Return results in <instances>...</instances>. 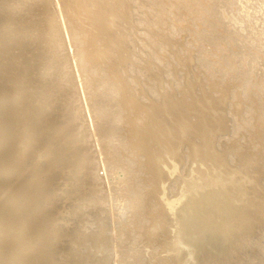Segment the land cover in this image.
I'll list each match as a JSON object with an SVG mask.
<instances>
[{
	"label": "bare ground",
	"instance_id": "bare-ground-1",
	"mask_svg": "<svg viewBox=\"0 0 264 264\" xmlns=\"http://www.w3.org/2000/svg\"><path fill=\"white\" fill-rule=\"evenodd\" d=\"M4 1L0 57L8 47L12 52L3 57L16 72L6 87L10 94L0 92V142L13 146L8 151L17 164L0 188V249L10 239L30 264L21 252L28 237L40 246L33 264H83L86 256L96 259L90 248L105 253H99L105 264L125 258L143 264L139 243L155 247L158 240L163 257L149 256L163 258L158 264H264V0ZM25 48L54 66L57 78L59 68V81L51 77L56 85L48 77L51 87H45L30 74L31 58L18 54ZM199 67L211 71L209 81L196 78ZM181 84L183 90L170 94ZM229 86L239 95L225 90ZM191 95L209 145L200 136L190 147L194 131L176 124ZM59 96L66 97L62 105L76 102L78 109L59 133L58 148L44 150L49 158L38 164L45 171L39 180L38 170L28 169L36 164H27L36 152L28 139L45 134L42 139L54 141L61 127L49 125V111ZM244 134L249 143L238 141ZM221 192L228 199L221 201ZM41 199L51 217L61 208L60 227L51 221L61 228L52 236L61 239V258L49 246L48 216L18 212V201L35 209ZM232 205L246 222L236 246L224 249L206 237Z\"/></svg>",
	"mask_w": 264,
	"mask_h": 264
},
{
	"label": "rangeland",
	"instance_id": "rangeland-1",
	"mask_svg": "<svg viewBox=\"0 0 264 264\" xmlns=\"http://www.w3.org/2000/svg\"><path fill=\"white\" fill-rule=\"evenodd\" d=\"M5 3L6 1H4V0H0V6H1V4H2V6H3V3ZM6 4V3H5ZM195 26H198V25H195ZM197 28V27H196ZM208 30V29H207ZM20 33H22V34H19V36H21V35H24L23 34V32H20ZM183 35H186V34H183ZM182 35V36H183ZM16 38H18V37H16ZM44 38V41H46V39H45V36L43 37ZM43 38L42 37H40L39 39L40 40H42L43 41ZM182 39H185V36L184 37H182ZM196 48H197V45H196ZM23 50H26V52L25 51H23ZM9 51V52H8ZM20 51H22L23 52V54L22 53H20ZM19 52H18V54H19V56L21 57V59L24 61H27V62H30V60H28L29 58H31V62H30V64H29V67H28V70H30L29 72H30V74L31 75H33V76H37V74H38V76H40L39 77V79L41 80V81H43V83L45 82V84H47L45 87H51V84H48L49 83V80L50 79H52L51 77H55V78H57V76H56V74L54 73V66H53V68H52V65H50L48 62H45V61H41V60H37L36 58V56L35 55H32V53L27 49V48H25V49H22V50H20ZM10 52H12V51H10V49H8V47H7V49H5L3 52H2V55H1V57H0V81L2 82H0V86H1V84H3V87L1 86L0 88L3 90V88H4V91H5V93H4V91H1V89H0V92L1 93H3V94H6V90L8 91V94H10V91H9V89H7L6 87H8L9 86V81H10V85H12L11 84V82H12V80H13V78H14V73L16 72H14L13 70L14 69H10V64L6 61L7 60V56L4 58L3 56L4 55H6V54H9ZM30 54V55H29ZM35 54V53H34ZM208 55V58L210 59V60H214L215 58H216V53L213 51V50H208V53H207ZM10 55V54H9ZM26 55V56H25ZM25 56V57H24ZM22 57H24V58H22ZM29 57V58H28ZM35 57V58H34ZM44 62L46 63V64H48V65H46L45 64V67H44ZM38 64V65H37ZM30 65H32V66H30ZM35 66H36V68H35ZM6 67H9L8 68V70L9 71H7L6 69ZM38 67V68H37ZM44 67V68H43ZM41 68V69H40ZM43 68V69H42ZM52 70H51V69ZM58 68V67H57ZM46 69H47V71H46ZM195 70H196V78L198 79V80H200V81H205V80H207L208 79V81H209V79H210V77H211V71H207V70H205V69H203V67H199V68H194ZM37 70H40V71H38V72H36ZM56 70H59V68L58 69H56V67H55V72H59V75H58V78L60 77V75H61V73H60V71H56ZM152 70H155V67H152ZM194 70V71H195ZM6 71V72H5ZM43 71H44V73H43ZM46 71V72H45ZM52 71V72H51ZM9 72V73H8ZM13 72V73H12ZM34 72V73H33ZM35 72H36V74H35ZM39 72L41 73L40 75H39ZM8 73V74H7ZM46 73V74H45ZM47 73H48V75H47ZM10 74H12L13 76H11ZM47 75V76H46ZM55 75V76H54ZM45 77V78H44ZM50 79H49V78ZM54 78V79H55ZM58 78H57V80H58ZM160 78H162V75H160ZM37 80H38V77L36 78ZM54 79H52L53 81H55V82H53L52 80V86H54V85H56V81L57 80H54ZM47 80V81H46ZM59 81V80H58ZM7 82V86L6 85H4L5 83ZM58 83V82H57ZM230 88V86L228 87V88H226L225 90H228ZM178 90V89H180V90H183V85L181 84V86L180 85H173V87H172V89H171V93L170 94H173V92L175 91V90ZM34 91H36L37 93H38V91H39V93H41L40 92V90H37V87H36V85H35V88H34ZM49 91V94L51 93V94H53L52 92H50L51 90H48ZM167 92L166 91V89H162V92ZM229 91V93H232V94H237V95H239V91L238 90H235V91H233V89L232 88H230V90H228ZM180 92V91H179ZM61 93V92H60ZM178 93V92H177ZM183 93H184V91H183ZM22 94H19V95H17V100H18V96H19V101L17 102V100H16V102L17 103H19V102H21L22 101V96H21ZM175 96V95H174ZM53 97V96H52ZM201 97V96H200ZM60 98V100H58ZM66 98V97H65ZM64 97H58V99L56 98V100H55V103H54V107L52 106V108L50 109V111H49V115H51L52 117H50V123H49V125H51L52 127L54 126V127H56V126H58V127H61L60 128V130H57L56 132L59 134H61L62 135V133L65 131L64 129H66L67 128V126L66 125H68L69 123L68 122H71L72 120L70 119V121H68L67 122V119L69 120V118L71 117V115H73V114H71L72 112H73V110H75L74 109V107H76V106H78L77 104H76V102H73V103H67L66 104V106H65V104H63L62 105V101H64V99H65ZM196 98V96H190L189 97V101H188V104L186 105L187 106V108H183V110L179 113V115H178V118L176 119V124H180V125H186V124H188L189 125V127H191L192 128V130L194 131L193 132V136H192V138L190 139V141H189V144H190V147L191 146H193L194 144H195V142H197V140H198V138L200 137V136H202V137H204L205 139H206V144L207 145H209L210 143H211V139L209 138V137H207V136H204V131H203V129L202 128H200L199 126H198V123H199V119H197L196 117H195V110L192 108L194 105H195V99ZM201 98H206V96H203V97H201ZM21 100V101H20ZM62 100V101H61ZM57 101H58V103L60 102L61 103V105H62V107H61V105H59L58 103H57ZM194 101V102H193ZM75 103V104H74ZM193 103V104H192ZM43 104H45V102L43 103ZM55 105H57V107H59V108H55ZM59 105V106H58ZM72 105H73V107H72ZM44 106V105H43ZM77 108V107H76ZM65 109H67V110H65ZM78 109V108H77ZM241 108H238V110L239 111H241L240 110ZM57 110H58V112H57ZM64 110V111H63ZM70 110V111H69ZM52 111H53V114H50V113H52ZM56 111V112H55ZM54 112H55V116H57V118L54 116ZM70 114H69V113ZM58 113V114H57ZM61 113V114H60ZM69 115H68V114ZM60 115V116H59ZM59 116V117H58ZM61 116H63L62 118H61ZM83 116V115H82ZM65 117V119H63ZM55 118V119H54ZM62 120H61V119ZM58 119V121H56ZM63 121V122H62ZM54 122V123H53ZM59 122V123H58ZM55 123H58L57 125L55 124ZM47 124V123H46ZM45 123H43L42 125H46ZM65 126V127H64ZM0 131L2 132H0L1 134V137H0V139H2V137H3V133H4V130L3 129H1L0 128ZM56 134V133H55ZM53 135L51 138L53 139L54 137H55V139L56 140H58L57 138H59L60 140H58V141H56L55 139H54V141H52V140H47V139H42V138H46V135L45 134H39V135H34V136H32L31 138H29L28 140V142H29V144H30V141H32L31 143V145H33V146H36V152H35V154H33V156L35 155L36 156V158H34L33 156H31V157H33V158H31L32 160H27V164H29V163H31V164H34L35 163V161H36V164H34V167H33V165H32V167H30L29 165H31V164H29L28 166H29V170H32V169H34V172H33V175H35V172H37L36 170H38V172L39 173H37V175L35 176V177H39L40 176V178H38L39 180H41V179H43L44 178V176L43 175H45V173L43 174V167H41V166H39L38 164L40 163V161L43 163V165H44V163H46L45 161H46V159L45 158H47V160H48V156H46L45 157V153H44V150L45 149H47V148H52V150H53V148H54V146H55V148H54V150L56 149V148H58V147H56V146H58L59 144H60V142H61V138H62V136L59 134H56V135ZM257 134H258V132H257ZM47 136H48V131H47ZM57 136V137H56ZM175 135H172L171 137H174ZM34 137V138H33ZM247 138H249V136H247V135H243V136H241L239 139H238V141H240V142H243L244 144H245V142L246 143H249V141H248V139ZM45 140V141H44ZM235 138L234 137H230V144L231 143H233V142H235ZM57 142H58V144H57ZM84 141H82V143H80L81 145H84V143H83ZM1 144H0V151H1V154L4 156V159H3V161H4V163H2V161L0 162L1 164H0V173L2 174H0V181H1V184H0V188L2 189V187H3V182H5L6 181V179L7 178H10V174H11V171L13 172V171H15V169H16V164H14V162L12 161V160H10V154L9 153H11V152H9V151H12L11 149L13 148V146H11V145H9L8 147L6 146L7 144H4V143H2V142H0ZM242 143V144H243ZM256 143H258V144H260V143H262V141L261 140H256ZM47 145V146H46ZM5 147L4 149L2 148V147ZM29 146V145H28ZM39 146V147H38ZM228 147V149H230V147L229 146H227ZM2 148V149H1ZM7 149V150H6ZM8 149H9V151H8ZM5 150V151H4ZM13 150H15V147H14V149ZM8 151V152H7ZM7 153V154H6ZM43 153V154H42ZM8 155V156H7ZM5 156H6V158H5ZM44 158V159H43ZM250 158V156H248V158L247 159H249ZM36 159V160H35ZM35 160V161H34ZM45 160V161H44ZM11 161V162H10ZM31 161H33V162H31ZM6 163V164H5ZM42 163L40 164V165H42ZM5 165V167H3ZM11 165V166H10ZM15 167H14V166ZM36 165H38V166H36ZM42 165V166H43ZM252 166H257V164H254V165H252ZM14 168V169H13ZM36 168V169H35ZM39 168H40V170H39ZM8 169H12L11 171L10 170H8ZM27 168H26V170L27 171H29ZM83 169H85V171H83ZM7 170H8V172H7ZM43 170V171H42ZM122 171V169H119L118 171L121 173V171ZM33 171V170H32ZM41 171V172H40ZM145 171H147V170H145ZM9 172H10V174H9ZM45 172V171H44ZM83 172V174H81ZM84 172H86V174L88 173V170H87V168H82V170H81V172L79 173V175H80V177H83V175H84V177H85V173ZM41 176H43V177H41ZM4 179H3V178ZM37 179V180H38ZM61 180H59L57 183L58 184H61V182H60ZM56 186V185H55ZM60 187V186H59ZM60 189H61V187H60ZM1 191V190H0ZM81 196H85V194L83 193V195H81ZM221 198H222V200L221 201H225L226 199H228V195H226L225 194V192H221ZM48 200V199H47ZM43 201H45V200H43ZM83 202H85L86 203V201H84V199L82 200ZM40 202H42V199H41V201ZM0 203H1V201H0ZM45 203V204H44ZM87 203H88V200H87ZM44 204V205H43ZM234 204V203H233ZM41 205L42 206H40V205H38V207H37V205H36V207L37 208H33V207H35L34 205H25L24 203H22V202H20V201H18L17 202V206H18V212L20 213L21 212V214H25V215H31V216H34V217H36V218H40V219H42L44 216H48V219L46 220V221H44V222H46L45 223V226H47V227H49V231H48V233L47 234H50V235H48V236H50L51 237V240L49 241V246L51 247V246H53V252H56L57 253V255H59V258H61V256H62V254H61V256H60V253H62V250H61V239H59L58 238V240H57V238H55V239H53V234L55 233V232H59V234L61 235V228H57V229H54L55 227H54V225H53V223H51V221H57V223H58V227H60V225H61V208L59 209V212H58V214L56 213L55 215H52V217H51V214H50V207H45V205H46V202H42L41 203ZM97 205V204H96ZM66 206L67 205H64L63 206V211L65 212L66 211ZM98 206V205H97ZM233 207L232 208H230V209H228L226 212H225V214H224V218H225V220L221 223V225L219 226V227H217L216 229H214V231L212 232V234H210V235H208L207 237H206V240L209 242V243H211L212 245L214 244V245H219V246H221V247H223L224 249L225 248H227V249H231V248H233V247H235L236 246V244H237V242L240 240V236H239V233H240V229L238 228V227H240V225H242V223L243 222H246V220L245 219H243V218H239L238 219V215L236 214V212L233 210V208L235 207V205H232ZM2 205L0 204V211H3V210H1L2 209ZM95 207V206H94ZM89 208L90 209V211L89 210H87L88 211V213H92L93 211L94 212H96V208H98V207H95V208ZM32 208H33V210H32ZM39 208V209H38ZM91 209H93V210H91ZM20 210V211H19ZM43 210V211H42ZM31 211H32V213H31ZM29 212V213H28ZM45 213V214H44ZM204 213H207L206 211L204 212ZM42 214V215H41ZM62 214H64V217H66V214L65 213H62ZM0 215H2V213L0 212ZM56 217V218H55ZM86 217V216H85ZM59 218V219H58ZM60 221V222H59ZM94 221H96V218H94ZM52 225H53V228H52ZM132 229H134V228H136V227H132V225L130 226ZM129 227V228H130ZM130 228V229H131ZM51 229V230H50ZM55 231V232H54ZM52 232V233H51ZM63 232V231H62ZM141 237H143L142 235H140ZM139 235L137 236L136 234L134 235V237H139V239L141 240V239H143V238H146L145 236L143 237V238H141ZM147 236V235H146ZM28 238V237H27ZM25 239L24 240V247L26 246L27 247V249L26 248H24V247H22V249H21V252L22 253H25L26 252V254L28 255V259H29V261H30V264H33L34 263V260H35V255L37 254V252L40 250V246L39 245H37L36 243H34V241H33V239L31 238V239ZM53 239V240H52ZM157 241V243H155ZM154 240L153 242H154V244H156V249H155V247H153V245H151V242H149L148 241V243H150V244H148L147 243V241L145 240V241H139L140 243L139 244H141L140 245V247L143 249H141L142 250V254H140L141 256H143V257H145L144 259H146V260H142L143 261V264H149L151 261H152V264L154 263V264H158V262L160 261V259H163V258H160V257H158V256H161V253H159L160 251H161V249H159L160 248V245L158 244L160 241H158V240ZM10 242V243H9ZM69 242H70V240H69ZM2 243V245H3V248L2 249H0V264H29L27 261H25L24 259H23V257L20 255V253H19V251L14 247V242L13 241H11L10 239H6V241H4V242H1ZM7 245H6V244ZM131 243H133V242H131ZM55 244V245H54ZM32 245V246H31ZM35 245V246H34ZM128 245H132V244H129V242L125 245L126 247H123V249H125V251L123 250V252H124V255H123V257H125L127 254H128V250L126 249V248H128L127 246ZM150 245V246H149ZM69 247H71V248H74V246H73V244H70V246ZM144 247H150L149 248V250H148V252H146V250H144V249H146V248H144ZM88 249V248H87ZM25 252H24V251ZM37 250V251H36ZM91 250H93V248H90L89 249V251H90V253H92L95 257H96V259H92V258H89L88 259V256H86L87 257V259H85L84 260V262H83V264H91L92 262V264H99V263H101V264H105V255L103 256V258H102V256L100 255V254H105L104 252H102L101 251V253H100V251H98V253H96L97 251L94 249L92 252H91ZM99 250H100V248H99ZM157 250L159 251V252H157ZM88 250H86V252H87ZM88 251V252H89ZM29 252V253H28ZM126 252V253H125ZM144 252H145V254L147 255V257L145 256V254H144ZM33 253V254H32ZM100 253V254H99ZM157 253H159V255L158 256H154V257H151V259L152 260H149V256H153V255H151V254H154V255H157ZM97 254H99V256H97ZM101 256V257H100ZM85 257V258H86ZM98 257H100V261L99 260H97L98 259ZM158 257V258H157ZM161 257H163V256H161ZM102 258V259H101ZM148 258V259H147ZM154 258H157L155 261H154ZM159 259V260H158ZM87 260H88V262H87ZM91 260V261H90ZM95 260L97 261V262H95ZM124 260V259H123ZM99 261V262H98ZM105 261V262H104ZM133 260H131V258H125V261H121V264H123V263H127V264H130V262H132ZM87 262V263H86ZM91 262V263H90ZM110 264H116L117 262H114V260H111L110 262H109ZM133 263V262H132ZM59 264H61V263H59ZM73 264H74V261H73ZM151 264V263H150Z\"/></svg>",
	"mask_w": 264,
	"mask_h": 264
}]
</instances>
